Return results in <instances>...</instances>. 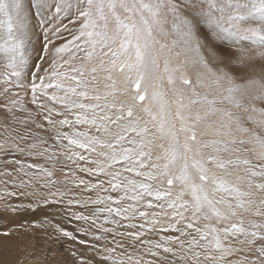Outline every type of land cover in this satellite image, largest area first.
I'll return each mask as SVG.
<instances>
[{"label": "snow or ice", "instance_id": "obj_1", "mask_svg": "<svg viewBox=\"0 0 264 264\" xmlns=\"http://www.w3.org/2000/svg\"><path fill=\"white\" fill-rule=\"evenodd\" d=\"M0 54V150L51 162L21 166L20 186L63 198L51 191L63 157L64 183L96 193L76 203L138 220L115 234L153 257L104 259L264 264V0H0ZM161 233L177 235L149 238Z\"/></svg>", "mask_w": 264, "mask_h": 264}, {"label": "rangeland", "instance_id": "obj_2", "mask_svg": "<svg viewBox=\"0 0 264 264\" xmlns=\"http://www.w3.org/2000/svg\"><path fill=\"white\" fill-rule=\"evenodd\" d=\"M33 11L35 10L33 9ZM36 19H39V17H36ZM64 23H68V21L64 20ZM48 27L50 28L51 25H48ZM69 27H74V25L69 24ZM36 33L28 49L33 61H36L37 54H39L45 42L44 28H38ZM63 35L68 39L71 38L67 32ZM64 42L63 40H56L57 45ZM217 47L224 54H228L230 51L226 44L217 45ZM2 60L3 56L0 54V61ZM13 91H19L27 108L31 109L33 113L37 111L36 105L30 102V94H25L20 89H14ZM18 115L23 117L26 113H18ZM36 131L40 132V135L45 139H48L51 135V133H45L39 129ZM0 133H2L0 137H3L2 129H0ZM30 142L29 140L25 143ZM53 144L54 141L49 139V146ZM0 158H2L0 159V214L2 215L1 220H3L0 221V233L4 231L12 233L10 238L0 235V264H80V261H84V264H109V262L112 264V261L104 259L106 255H109L107 249L115 250L111 253L113 258L126 259L127 254L133 255V257L142 256L141 254H134V250L129 244L122 241L124 237L115 234L117 232L132 231L131 228L125 227L127 220L114 217L122 222L118 225L105 223V221H101L96 212V209L102 206L91 203L87 206H81V204L76 203V201L86 200L89 196L95 199L96 193L82 191V188L74 187L70 181L64 183V173L69 170L71 165L63 157L57 162V170L53 176V179H57L59 182L51 188V191L56 192L59 190L65 195L63 198L59 195L48 196L47 203L43 199L38 200L36 196L32 195V186H20L21 181L27 182L29 179L24 176L20 168L21 166L27 168L28 164L34 163L51 168V162L12 149L0 150ZM77 175L93 183L98 182L97 178L88 177L86 174L77 172ZM66 186H68V190ZM36 188L41 197L49 193L47 188H41L39 185H36ZM7 193H14V195H7ZM101 195L105 194L101 193ZM69 200H72L73 203L69 204ZM29 205H32V207H29ZM13 207H17L18 210L13 211ZM93 213H95L94 216ZM80 214L92 217L95 219V224L92 223V219L88 221L76 220L75 215ZM6 215L9 218H6ZM46 217L52 218L48 219ZM37 225L40 226L37 227ZM101 226L112 229V231L103 232ZM63 231L71 232L77 239L73 240L65 237ZM165 234L169 233H161L160 235L162 237ZM97 236L101 238L95 239L94 237ZM81 240L86 243L81 244ZM72 253H75V255Z\"/></svg>", "mask_w": 264, "mask_h": 264}, {"label": "bare ground", "instance_id": "obj_3", "mask_svg": "<svg viewBox=\"0 0 264 264\" xmlns=\"http://www.w3.org/2000/svg\"><path fill=\"white\" fill-rule=\"evenodd\" d=\"M221 47V46H220ZM1 56H2V54H1ZM1 135H2V133H0ZM2 137V136H1ZM1 137H0V139H1ZM3 138V137H2ZM0 159H2V158H0ZM3 189V188H2ZM66 189L68 190V186H66ZM80 190V189H79ZM74 192H75V190H74ZM112 195L113 196H115L116 194L115 193H112ZM97 215H98V217H100V219H101V221L102 222H104L105 221V218L107 217V213H97ZM1 214H0V221H3V220H1L2 218H1ZM8 215H6V218H9V216L7 217ZM20 216V215H19ZM54 216V215H53ZM4 217V216H3ZM17 217V216H16ZM55 217V216H54ZM46 218H48V219H51V218H49V217H46ZM58 218V217H57ZM47 220V219H46ZM58 221V220H57ZM120 222H122V221H120ZM53 223V222H52ZM136 223H139V221L138 220H134V221H128L127 223H126V225H125V227L126 228H131L130 227V225L131 224H136ZM131 230L132 231H135V229H133V228H131ZM166 235V234H165ZM167 235H177L176 233H169V234H167ZM6 238V237H5ZM8 238H10V237H8ZM150 239H152L153 241H155V240H157V239H160L161 238V235L160 236H156V235H152V236H150L149 237ZM6 240V239H5ZM7 241H8V239H7ZM123 242H126V243H128L129 244V246L132 248V250H134V254H141L142 256H143V259L144 260H151V259H153V257H151L150 255H147L146 254V246H143V245H140L138 242H137V244H136V246L135 247H133L132 246V240L130 239V238H127V237H124V240H122ZM10 244V243H9ZM109 264H111L110 262H109Z\"/></svg>", "mask_w": 264, "mask_h": 264}]
</instances>
